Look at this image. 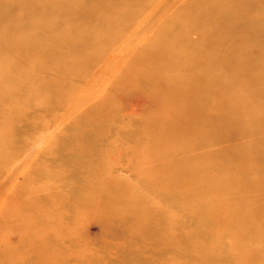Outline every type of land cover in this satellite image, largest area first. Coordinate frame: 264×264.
<instances>
[{
  "label": "bare ground",
  "instance_id": "obj_1",
  "mask_svg": "<svg viewBox=\"0 0 264 264\" xmlns=\"http://www.w3.org/2000/svg\"><path fill=\"white\" fill-rule=\"evenodd\" d=\"M229 259L264 264V0H0V264Z\"/></svg>",
  "mask_w": 264,
  "mask_h": 264
},
{
  "label": "rangeland",
  "instance_id": "obj_2",
  "mask_svg": "<svg viewBox=\"0 0 264 264\" xmlns=\"http://www.w3.org/2000/svg\"><path fill=\"white\" fill-rule=\"evenodd\" d=\"M158 33H149L147 34L146 36L148 37H154L156 36ZM133 53V51H132ZM131 53V54H132ZM127 56V55H126ZM122 58H125L122 57ZM127 61H125L124 59L122 60V62L120 63V65L117 67V69H121V68H125L127 66ZM114 72L111 73V75L108 77V79L106 80H103V83H105L104 85V89L107 88V86H109L110 84V78L113 76ZM102 83V82H100ZM110 106L113 108L114 112H113V115H114V119H113V122H109V127L113 128L114 130H112V136H114V134L116 133V130L117 128L122 125L124 122L127 124L126 126V130L129 134H133L134 131H135V120H140L138 116H133V114L131 115H127V112L125 113V111L127 110H122L120 105H121V102L117 99H113L112 101H110ZM123 104V103H122ZM150 108H152V106H150ZM121 109V110H120ZM142 109V108H140ZM143 110H149V108H145ZM128 140L127 139H124L122 140V142H127ZM125 180L129 183L130 187L133 188L131 191H134V192H131L135 195H139L138 197H147L146 196V193H145V190L141 187H137L136 184H137V179L130 175V176H126ZM135 184V185H133ZM190 217H188L187 215H183L179 218V221H180V224L184 226V229H186L188 231V234L190 235V237L192 238H195V237H198L200 238V236L202 235H198L196 233H198V230L195 228V225L193 226L192 222L190 221ZM180 225V226H181ZM180 226L178 225L175 229L179 232V230L181 229ZM88 236L91 238L92 240V245H91V250L92 252L94 253V255H98L99 254V250H102V246H101V237H99V228L97 225L95 224H92L89 228H88ZM204 241H208L207 238H204ZM107 244L109 243L108 240L106 242ZM206 243H209V242H206ZM170 249L169 250V257H175L174 254V250ZM115 250L110 248L109 251H107V256L109 257V260H113V258L115 257ZM102 255L103 257L105 256V253L104 252H100L99 256ZM186 259H189L191 262L193 263H200V258L199 257H195V256H187ZM231 260L232 259H229L227 261L226 264H231Z\"/></svg>",
  "mask_w": 264,
  "mask_h": 264
}]
</instances>
